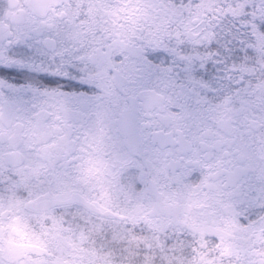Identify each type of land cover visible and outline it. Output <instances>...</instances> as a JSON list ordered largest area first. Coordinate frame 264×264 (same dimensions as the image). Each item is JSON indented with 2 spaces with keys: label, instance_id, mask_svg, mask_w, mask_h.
<instances>
[{
  "label": "snow or ice",
  "instance_id": "snow-or-ice-1",
  "mask_svg": "<svg viewBox=\"0 0 264 264\" xmlns=\"http://www.w3.org/2000/svg\"><path fill=\"white\" fill-rule=\"evenodd\" d=\"M0 264H264V0H0Z\"/></svg>",
  "mask_w": 264,
  "mask_h": 264
}]
</instances>
